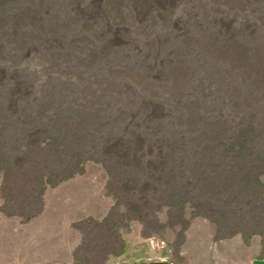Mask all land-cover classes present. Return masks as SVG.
Instances as JSON below:
<instances>
[{
  "label": "rangeland",
  "instance_id": "rangeland-1",
  "mask_svg": "<svg viewBox=\"0 0 264 264\" xmlns=\"http://www.w3.org/2000/svg\"><path fill=\"white\" fill-rule=\"evenodd\" d=\"M209 235L264 243V0H0V264Z\"/></svg>",
  "mask_w": 264,
  "mask_h": 264
},
{
  "label": "crops",
  "instance_id": "crops-1",
  "mask_svg": "<svg viewBox=\"0 0 264 264\" xmlns=\"http://www.w3.org/2000/svg\"><path fill=\"white\" fill-rule=\"evenodd\" d=\"M212 235L199 238L194 247L181 251L179 257L174 258L168 250H152L149 259L148 253L137 248L136 245H127V248L110 264H264V243L260 237L254 236L244 239L235 236L229 240L214 241ZM53 258V259H52ZM59 264L55 256L51 260L37 262H23L22 264Z\"/></svg>",
  "mask_w": 264,
  "mask_h": 264
},
{
  "label": "bare ground",
  "instance_id": "bare-ground-1",
  "mask_svg": "<svg viewBox=\"0 0 264 264\" xmlns=\"http://www.w3.org/2000/svg\"><path fill=\"white\" fill-rule=\"evenodd\" d=\"M17 102H18V100H16ZM10 102H12V101H10ZM2 116V115H1ZM58 137V136H57ZM54 143V142H53ZM58 145V144H57ZM6 146V145H5ZM7 159V158H6ZM54 185H56V184H54Z\"/></svg>",
  "mask_w": 264,
  "mask_h": 264
}]
</instances>
